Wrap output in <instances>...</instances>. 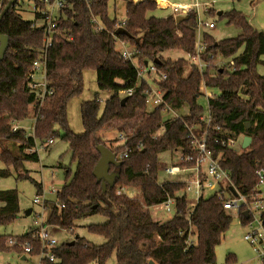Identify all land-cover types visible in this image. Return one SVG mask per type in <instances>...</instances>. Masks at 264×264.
I'll return each instance as SVG.
<instances>
[{
    "label": "trees",
    "instance_id": "16d2710c",
    "mask_svg": "<svg viewBox=\"0 0 264 264\" xmlns=\"http://www.w3.org/2000/svg\"><path fill=\"white\" fill-rule=\"evenodd\" d=\"M7 1L2 0L0 11ZM32 1L42 6L41 0ZM107 1L67 0L69 7L56 20L58 32L44 50L43 28L33 27L32 20L22 19L18 0L1 17L0 34L7 36L8 46L0 61V161L5 166L0 169V177L9 175L7 167L11 166L17 177L29 178L22 170V163L37 161L36 143L43 147L48 138L59 136L61 132L75 167L73 171L66 168L55 199L47 205L44 223L72 230L77 219L93 214L106 218L103 223L86 225L88 232L104 237L103 243H88L76 236L72 244L66 242L51 249L54 261L41 257L40 264H105L112 255L114 264H215L214 248L221 242L232 219L221 204L223 190L229 192L227 186L221 190V197L214 193L200 197L194 206H189L184 196L177 195L183 189L182 183L166 182L160 187L156 181L158 154L166 150L189 153L191 145L184 124H202L198 117L204 108L197 102L201 79L198 67L191 64L187 75L183 61L155 62L153 53L170 47L191 50L196 37V12L187 11V18L176 23L171 13L161 17L147 15L148 10L155 8L153 0H122L124 17L119 26L128 35L114 34L117 27H114L115 18L107 19ZM93 15H99L110 33L95 30ZM220 17L240 32L218 41L203 32L200 59L205 62L207 71L214 55L227 58L228 64L230 61L232 64L228 65L229 69L218 70V76L228 74L235 80L248 75L255 88L252 97L257 100L258 90L264 89V74L256 71L258 65H264V30L253 28L246 15L234 8L222 12ZM116 41L134 48L132 57L137 58L138 66L153 62L156 69L165 74L157 86L168 107L174 110L187 107L186 114L165 122L160 134L163 105L146 109L142 92L147 84L142 80L136 83V67L121 56L115 47ZM34 60H44L46 85L52 90L41 103L28 88V72ZM90 67H95L97 88L112 91L113 95L104 101L100 114L96 95L83 102L80 106L83 130L73 133L66 122V105L71 97L81 93L82 72ZM130 87H134V92L121 103L124 96L118 91ZM207 110L212 125L219 126L223 136L240 141L243 135L251 137L249 146L239 151L220 144L210 143L209 147L214 155L221 153L219 162L228 172L229 185L245 195L252 194L255 172L264 168V102L258 107L253 98L244 102L213 96L207 97ZM30 111L34 114L31 134L24 128L12 131V122L27 118ZM111 129L130 136L126 145L140 144L141 147L119 158V165H110L109 171L116 172L117 177L114 184H106L103 190L92 170L99 159L96 146L105 145L102 133ZM107 147L118 154L125 145ZM35 186L39 193L40 184L35 182ZM118 187H134L137 196L118 194ZM167 196L174 198V214L168 219L154 220L149 208L163 202ZM18 214L17 190H0V225L11 223ZM237 216L241 224H247L249 218L242 212ZM261 219L264 225V211ZM37 229L14 235L18 240L30 242L31 255L39 254L40 242L34 236ZM192 235L194 241L189 240ZM10 237L13 236L0 234V250L22 253L16 245H4ZM224 263L236 264L235 255L227 253Z\"/></svg>",
    "mask_w": 264,
    "mask_h": 264
},
{
    "label": "rangeland",
    "instance_id": "374dc122",
    "mask_svg": "<svg viewBox=\"0 0 264 264\" xmlns=\"http://www.w3.org/2000/svg\"><path fill=\"white\" fill-rule=\"evenodd\" d=\"M18 11L24 20L34 19L32 13V8L34 2L32 0H18ZM136 2L138 0H135ZM175 3H198V12H196V17L200 22H212L214 24L213 28H207L206 26L199 24L196 28V37L194 42L198 43L201 46V37L203 32H206L212 36L215 41L236 36L240 30L234 25L226 24V19L220 17V14L217 12H224L231 8L241 11L246 15L248 22L256 30H264V0H167ZM117 12L114 14L113 10V1H107V19L111 20L115 18L114 27H118L119 23L122 21L121 18L124 17V9L122 0H114ZM158 8V7H157ZM55 11V10H54ZM168 13L167 10L162 8L150 9L147 11V15H153L155 17L166 16ZM116 15V16H115ZM121 15V16H120ZM98 16L99 15H95ZM113 17V18H112ZM220 17V18H219ZM102 24H104L101 21ZM121 27V26H119ZM103 31L110 33L107 28ZM198 33V34H197ZM116 49L121 48L119 41H116ZM125 47L128 51L132 52L133 47L129 44H125ZM184 51L179 48L170 47L168 49L156 50L153 53L154 57H157L161 61H166L170 59L169 62L182 61L186 58L183 54H180ZM164 51V52H163ZM203 51V49H202ZM162 52V53H161ZM186 53V52H185ZM179 54V55H177ZM170 57V58H169ZM184 59L183 64L185 66L184 71H189L187 68V61ZM191 60V58H189ZM167 62V61H166ZM201 67V79L199 83L200 95L197 99L199 105L204 109L207 107V98L214 96L217 97V94L220 92L221 81L230 78L231 76L226 74L222 78L218 76V70L221 68H228V59L222 58L218 54L212 57V61L209 65V68L206 69L205 62ZM256 71L260 74H264V65H258ZM148 82V77L145 76ZM219 82V83H218ZM96 90L93 85H89L84 88L82 97L89 99L92 97L93 93ZM102 94L101 101H97L99 104L100 114L104 106V99L107 96L104 93ZM122 96V94H119ZM93 99V98H91ZM90 99V100H91ZM78 101V99H75ZM75 105L72 104V110L68 111L66 114V122L69 129L73 133H78L82 130L81 126V115H79L78 108L74 110ZM146 109L150 110L151 105H146ZM31 112V111H30ZM175 112L179 115H184L187 113V107L184 106ZM172 118L171 112L162 113V125L158 130V133H162L164 129V123ZM34 114L32 112L27 118L22 120L20 125L25 129L26 132H30L31 125L33 126ZM104 135L105 145L114 147L117 145L116 137L118 131L111 129L102 133ZM61 132L59 136H53V143L45 144V146H40L36 143V150L38 154L37 161H28L22 163V170L24 174H28L29 178L17 177L12 167H7L10 170V174L4 177H0V190L4 189H16L18 192V205H19V214L18 217L7 225H0V234L7 235H19L29 228H40L39 226H45L44 223L47 215V205L55 199V193L60 188L62 182L64 181V174L66 168H70L71 171L74 170L75 164L70 160V151L68 149V144L61 138ZM241 143V142H240ZM240 143L236 142L235 150L239 151ZM179 150H166L158 154V181L166 180H176L177 177H168L165 173L162 172V169L165 164H172L179 157ZM4 164L0 161V169L4 168ZM35 182L40 184L39 193L36 192ZM128 190L127 196H137V189L134 187H126ZM131 194V195H130ZM183 194L182 192L177 193V195ZM186 201L189 206H194V201L192 200V195L189 192H186ZM207 196V194H204ZM37 198L38 201L34 202L33 199ZM30 209V214H24V211ZM150 214L154 220H164L168 219L171 214H163L162 211L156 210L154 206L149 208ZM232 217L229 228L223 233L221 237V242L214 248L215 254V264H225L224 258L227 253H233L236 257V264H258V258L254 254L251 245L243 239V235L249 229V224H241L237 216L236 210H227ZM106 221V218L100 214L89 215L84 218L77 219L73 222L72 230L62 229L58 226L46 225L45 228L48 231V235L55 240V247L59 246L62 243L70 242L75 239L76 236L84 238L88 243L100 244L105 241L104 237L94 233H90L86 229V225L93 223H103ZM252 225H256V222L253 221ZM194 235L189 237L190 241H194ZM5 246H9L5 240ZM23 253L16 252L15 250H0V264H39L40 254H25L26 259H21ZM115 259L112 255L105 264H114ZM95 264V263H91Z\"/></svg>",
    "mask_w": 264,
    "mask_h": 264
},
{
    "label": "built area",
    "instance_id": "2783aa9c",
    "mask_svg": "<svg viewBox=\"0 0 264 264\" xmlns=\"http://www.w3.org/2000/svg\"><path fill=\"white\" fill-rule=\"evenodd\" d=\"M136 2L135 0H133ZM141 1V0H138ZM154 1V9H157L156 2ZM2 0H0L1 6ZM164 5L166 6L163 10H171L173 16L177 15H185V13L189 10H194L198 12V3L194 2L192 4L185 3H173L168 2L167 0H163ZM42 6H36L34 4L32 8V13L37 16L35 20L32 21L33 27H42L43 28V50L50 46L52 42V37L55 33H57L56 29V20L60 17L57 16L55 12L63 11L65 8L69 7V3L67 0H41ZM55 10V11H54ZM63 15V14H62ZM92 22L94 23V28L96 31H102L103 26L101 24L100 19L93 15ZM211 28L213 27L212 22H200L197 19V25L201 24ZM119 27V26H118ZM121 44V48L119 49L121 56L124 59H129L132 64L136 67L137 70V78L136 83L141 80L146 82L147 86L142 92L145 98V104L151 105V109H154L160 105H163V112H171L172 118L180 117L181 115H177L174 109L168 107V105L163 100V93L157 86V83L163 80L166 76L164 73L159 72L153 62H146L142 66H138L137 58L132 57L133 51L130 52L125 47V43L119 41ZM203 46L201 44L197 46V49L193 56L190 55V65L194 64L198 67L201 72V67L204 65L200 59V52H202ZM232 62H229V66H231ZM206 65V64H205ZM44 60H34L31 64V68L28 72V88L31 92H33L36 97L39 98L40 103L43 97L47 94H51L52 90L47 87L45 75H44ZM148 77V82L146 77ZM134 92V87L126 88L123 90H119L118 94H122L123 96H130ZM210 97V96H206ZM100 96L96 95V100L100 101ZM169 119V120H171ZM198 120L201 123H192V124H184L187 130V139L191 145L189 153L182 154L179 153L178 159L174 161L172 164H165L162 172L165 173L168 177H177L176 180H156L158 185L162 187L166 182H177L183 184V189L180 191L183 194L179 196H184L186 198V192L191 193L192 200L196 203L200 197H206L217 193L221 197V190L227 186L228 193L223 190V199L221 204L225 211L227 210H236L238 212H242L245 217L249 218L248 224L249 229L243 235V239L246 240L258 258V264H264V225L262 224L261 214L264 211V168H260L256 170V183L254 188L252 189V194L245 195L234 187L229 185V175L228 172L221 167L220 165V156L221 153L214 155L212 149L209 147V144H220L221 147L231 148L235 150L236 142L240 143V139H235L232 137L223 136V131L219 126L212 125L210 114L206 109L203 110L201 115L198 117ZM18 129L16 125V121L12 122L11 130L15 131ZM212 131V132H211ZM210 132L212 134H210ZM130 140V136L125 133H118L116 137L117 145H125V148L115 154L116 159L127 157L131 152L138 151L141 147L140 144L136 145H126V143ZM53 142L52 137L46 140V144H51ZM45 145V144H44ZM241 148V146H240ZM36 149V147H35ZM243 149V148H241ZM240 149V150H241ZM158 177V176H157ZM233 188L234 194L229 190V187ZM118 194L127 195L128 190L126 187H118ZM131 195V194H130ZM34 202H37L38 199L34 198ZM187 202V201H186ZM156 210L162 211L163 214H174L175 212V201L171 196H167V198L156 205H154ZM253 221L256 222V225H252ZM46 226V225H45ZM45 226L40 225L39 229H37L36 234L34 235L40 242L39 254L41 257H46L48 261H54V255L51 253V249L55 247V240L48 235V231ZM158 238V237H156ZM8 245H16L22 249V253L30 254L32 251V245L27 240H18L15 237H10L7 240ZM40 264V263H39ZM146 264H150V262H146Z\"/></svg>",
    "mask_w": 264,
    "mask_h": 264
},
{
    "label": "crops",
    "instance_id": "0c3cea01",
    "mask_svg": "<svg viewBox=\"0 0 264 264\" xmlns=\"http://www.w3.org/2000/svg\"><path fill=\"white\" fill-rule=\"evenodd\" d=\"M113 1V10H114V6L116 7V5H115V2H114V0H112ZM160 2V1H159ZM168 2H170V1H168ZM173 3H175V2H173ZM185 4H192V3H185ZM168 11V13H171V10H167ZM114 12V14H116L117 12L114 10L113 11ZM55 14H57V16L58 15H60V16H63L62 15V11H57V12H55ZM172 14V13H171ZM34 15V14H33ZM35 16V15H34ZM33 16V17H34ZM116 16V15H115ZM121 16V15H120ZM98 17V16H97ZM99 18V17H98ZM113 18V17H112ZM100 19V18H99ZM121 19H123V18H121ZM32 21H34L35 20V17H34V19H31ZM100 21H101V19H100ZM250 23V22H249ZM102 24V23H101ZM251 24V23H250ZM102 26L104 27L103 28V30L105 29V25L104 24H102ZM252 26V25H251ZM213 27H214V25H213ZM213 27H211V28H213ZM253 27V26H252ZM208 28V27H207ZM254 28V27H253ZM102 30V31H103ZM198 34V33H197ZM200 37H201V35H200ZM183 42H185L186 40H182ZM199 45V38H198V43H196V42H192V46H191V50H189V51H187V50H185V52L184 51H180V52H182V53H180V54H183L186 58H184V59H186L185 61H187L188 60V62H187V68L189 69V63H190V60H189V58H190V55L192 54V53H194L195 51H196V49H197V46ZM180 49V48H179ZM163 50V49H162ZM183 50V49H182ZM164 52V51H163ZM162 53V52H161ZM177 55H179V54H177ZM157 58V57H156ZM170 58V57H169ZM158 59V58H157ZM184 59L182 60V61H184ZM159 60V59H158ZM170 59H166V61H169ZM187 72V75L189 74V72H190V69H189V71L187 70L186 71ZM82 82H83V88H82V91H81V93L80 94H78V95H76V96H73V97H71L69 100H68V102H67V105H66V110H65V112H66V114L68 113V111H70V110H72V104H74L75 105V108H74V110L76 109V106H77V108H78V111H79V115H80V106H81V104L83 103V102H85V101H88V100H90L91 98H93L95 95H99L100 96V98L102 99V94H100L101 92L102 93H104V94H106L107 96L105 97V99L104 100H106V99H108V98H110L112 95H113V92L112 91H102V90H99L98 88H97V85H96V72H95V67H90V68H88V69H85L83 72H82ZM93 85L94 86V89L96 90V92L95 93H93V95H92V97H90L89 99H87L86 97H82V93H83V91H84V88H86L87 86H89V85ZM246 90H249V92H252V93H250V94H248L247 93V91ZM261 90H264V89H261ZM261 90L259 89L258 90V93H259V98L256 100V98L255 97H252L253 95H254V91H255V88H254V86L252 85V83L250 82V80L248 79V75H243L241 78H239V79H235V80H233L231 77L230 78H228V79H226V80H222L221 81V85H220V92L217 94V97H223V98H225V99H228V100H230V101H236V100H240V101H244V102H249L250 100H252V98H253V101L255 102V104H256V106H258V107H262V102H264V91H263V93H260L261 92ZM120 94V93H119ZM207 96H209V95H207ZM215 96V95H214ZM213 97V96H212ZM75 99H78V101L77 100H75ZM101 101V100H100ZM175 112V111H174ZM176 113V112H175ZM177 114V113H176ZM178 115V114H177ZM24 120V119H23ZM34 120V119H33ZM22 122V120L21 121H16V125H17V127L18 128H23L21 125H20V123ZM33 123H34V121H32ZM81 126H82V123H81ZM31 130H30V132H27L28 134H31V132H32V125H31V128H30ZM82 130H83V126H82ZM82 130H80V131H78V132H81ZM53 143V142H52ZM63 183V182H62ZM62 185V184H61ZM30 212H31V210H30ZM25 214V213H24ZM30 214V213H29ZM29 229H31V228H29ZM13 237H14V235H13ZM21 259H26V257H25V254L23 253V255L21 256ZM39 260H40V258H39Z\"/></svg>",
    "mask_w": 264,
    "mask_h": 264
},
{
    "label": "water",
    "instance_id": "95a60500",
    "mask_svg": "<svg viewBox=\"0 0 264 264\" xmlns=\"http://www.w3.org/2000/svg\"><path fill=\"white\" fill-rule=\"evenodd\" d=\"M17 0H8L6 5L2 8L0 11V19L3 16V14L8 10V8L11 6V4L15 3ZM217 14H221V12H217ZM187 15H177L175 16V22L178 23L179 21L186 19ZM126 34L128 35L127 31L123 27H117L114 30V34ZM8 46V38L4 34H0V61L2 60L4 53ZM155 62H158V59H154ZM146 63V62H145ZM221 71V69L219 70ZM144 96V94H142ZM126 100V97H122L120 99L121 103H123ZM251 142V137L248 135H243L241 139L240 146L241 148L245 149L249 146ZM96 150L99 153V159L97 160L96 164L93 167L92 174L95 176L97 181H100L101 187L104 190L106 184L112 185L115 182V178L117 177V173L114 171H109L110 165H119L120 161L116 159L115 153L111 151L107 146L105 145H97ZM229 190L234 194L233 188L229 187ZM24 213L27 215L30 213V209H27L24 211ZM73 241L68 242L69 244H72ZM151 263V262H150Z\"/></svg>",
    "mask_w": 264,
    "mask_h": 264
},
{
    "label": "bare ground",
    "instance_id": "6f19581e",
    "mask_svg": "<svg viewBox=\"0 0 264 264\" xmlns=\"http://www.w3.org/2000/svg\"><path fill=\"white\" fill-rule=\"evenodd\" d=\"M160 1V2H159ZM156 4H157V7L158 8H165L166 6L164 5V2H163V0H157V2H156Z\"/></svg>",
    "mask_w": 264,
    "mask_h": 264
}]
</instances>
